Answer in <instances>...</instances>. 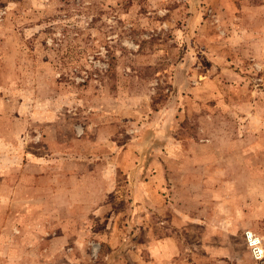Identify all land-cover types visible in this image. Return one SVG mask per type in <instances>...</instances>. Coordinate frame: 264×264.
Instances as JSON below:
<instances>
[{
	"label": "rangeland",
	"instance_id": "1",
	"mask_svg": "<svg viewBox=\"0 0 264 264\" xmlns=\"http://www.w3.org/2000/svg\"><path fill=\"white\" fill-rule=\"evenodd\" d=\"M244 230L264 0H0V264H261Z\"/></svg>",
	"mask_w": 264,
	"mask_h": 264
},
{
	"label": "built area",
	"instance_id": "2",
	"mask_svg": "<svg viewBox=\"0 0 264 264\" xmlns=\"http://www.w3.org/2000/svg\"><path fill=\"white\" fill-rule=\"evenodd\" d=\"M243 240L251 258L264 264V240L251 230L243 231Z\"/></svg>",
	"mask_w": 264,
	"mask_h": 264
},
{
	"label": "crops",
	"instance_id": "3",
	"mask_svg": "<svg viewBox=\"0 0 264 264\" xmlns=\"http://www.w3.org/2000/svg\"><path fill=\"white\" fill-rule=\"evenodd\" d=\"M158 172H156V174H157ZM35 188H37L38 189V184L36 185V186H34ZM71 205H73V204H71ZM195 223V222H194ZM220 229V228H219ZM228 230V228L226 229V231ZM228 232V231H227ZM218 233L219 234H221V230H218ZM221 236H222V234H221ZM221 236H219V237H221ZM261 238H262V240H264V237H262V236H260ZM155 241H156V245H155V247H153V248H150L151 249V251L152 252H155V253H160L161 251H162V253H164L165 255H167L169 252V250L170 249H172V245H171V243H173V241H172V237H165V238H157V239H155ZM164 246V247H163ZM160 247L162 248V250L160 249ZM164 251V252H163ZM249 253V252H248ZM250 255V254H249Z\"/></svg>",
	"mask_w": 264,
	"mask_h": 264
},
{
	"label": "trees",
	"instance_id": "4",
	"mask_svg": "<svg viewBox=\"0 0 264 264\" xmlns=\"http://www.w3.org/2000/svg\"><path fill=\"white\" fill-rule=\"evenodd\" d=\"M111 59H114V57L112 56ZM113 63H114L113 61L109 63V67H110V68H113V66H114ZM112 65H113V66H112ZM108 69H109V68H108ZM110 70H111V69H110ZM90 77H91V74H88L87 77H86V79H88V78H90ZM156 89H158V91H159V90L161 91V90H162V87L159 86V85H157V86H156ZM158 93H159V92H158Z\"/></svg>",
	"mask_w": 264,
	"mask_h": 264
}]
</instances>
